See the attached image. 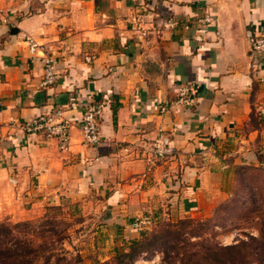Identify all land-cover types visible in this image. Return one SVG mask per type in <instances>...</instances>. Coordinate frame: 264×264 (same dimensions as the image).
Listing matches in <instances>:
<instances>
[{
    "label": "crops",
    "instance_id": "0c3cea01",
    "mask_svg": "<svg viewBox=\"0 0 264 264\" xmlns=\"http://www.w3.org/2000/svg\"><path fill=\"white\" fill-rule=\"evenodd\" d=\"M169 19L177 24L162 26ZM256 32L264 0H0V221L66 199L133 238L143 215L213 216L237 167L264 160ZM46 56L57 72L50 85ZM186 84L188 108L176 102ZM90 102L103 104L96 145L78 124ZM56 108L75 121L65 151L23 129ZM160 133L174 152L151 163Z\"/></svg>",
    "mask_w": 264,
    "mask_h": 264
},
{
    "label": "rangeland",
    "instance_id": "374dc122",
    "mask_svg": "<svg viewBox=\"0 0 264 264\" xmlns=\"http://www.w3.org/2000/svg\"><path fill=\"white\" fill-rule=\"evenodd\" d=\"M84 212L80 203L66 199L60 204L43 207L41 212L27 221H33L34 227L39 230L43 229V239L51 242L55 253L52 262L56 264L76 262L78 257L84 264H115L116 248L128 250L134 238L123 229L107 224L104 217L85 215ZM181 218L185 217L170 220L178 221ZM163 219L166 218H161L152 230L163 226L166 221ZM8 221L4 219L0 222ZM199 231L205 232L204 238L224 245L248 239L249 235L256 236L254 242L258 246V253L250 255L249 259L253 264H264V171H235L230 198L217 207L213 218L200 225ZM138 237L140 234L135 238ZM198 239L193 237L191 240ZM180 257L175 252L165 254L152 249L144 251L133 264H181ZM35 264L49 263L41 257Z\"/></svg>",
    "mask_w": 264,
    "mask_h": 264
},
{
    "label": "trees",
    "instance_id": "16d2710c",
    "mask_svg": "<svg viewBox=\"0 0 264 264\" xmlns=\"http://www.w3.org/2000/svg\"><path fill=\"white\" fill-rule=\"evenodd\" d=\"M248 170L264 171V168L241 165L236 169L238 172ZM216 213L217 210L213 217ZM213 217H208L207 220L192 217L181 218L178 221L163 219L166 223L153 230L152 227L161 219L152 217L151 225L138 228L140 237L130 241L128 250L116 248L115 264H133L144 251L152 249L163 251L165 254L175 252L177 256H181V264H253L249 257L258 253V246L254 242L256 236L249 235L248 239L243 238L226 245L203 237L205 232H200L199 227ZM34 224L33 221L27 220L15 223L0 222V264H35L41 257L49 264H56L52 262L55 253L51 242L44 241L43 229L39 230ZM193 237L199 239L193 241L191 240ZM195 247L197 249H193ZM69 264L84 263L78 257L76 262Z\"/></svg>",
    "mask_w": 264,
    "mask_h": 264
},
{
    "label": "built area",
    "instance_id": "2783aa9c",
    "mask_svg": "<svg viewBox=\"0 0 264 264\" xmlns=\"http://www.w3.org/2000/svg\"><path fill=\"white\" fill-rule=\"evenodd\" d=\"M211 20L207 15L203 21L207 23ZM177 24L176 20L169 19L164 21L163 25L166 28L174 27ZM140 31L146 34L144 28ZM31 49H35L37 43L31 39ZM250 52L253 56H256V65L258 70L263 72L261 80L264 82V32H256L249 37ZM92 57L88 56L87 59L91 60ZM44 78L43 85H50L56 81L57 72L54 59L51 56L44 58ZM176 102L182 107H192L195 104V97L192 93L190 85H182L178 90V97ZM161 110H167V104L161 106ZM103 112V104L98 102H90L86 105L84 112L79 120V127L82 134L83 143L86 145H96L101 140L100 132V119ZM75 125V121L66 115V112L62 108H56L52 111L41 113L34 118L28 120L23 129L27 134H45L50 138H54L60 150H68L71 145L72 134L71 130ZM150 157L149 161L155 163L160 159H165L167 156L173 154L174 146L171 138L160 133L149 146ZM264 168V160L261 165ZM153 219L149 215H143L137 218L134 222V226L142 228L151 225Z\"/></svg>",
    "mask_w": 264,
    "mask_h": 264
}]
</instances>
